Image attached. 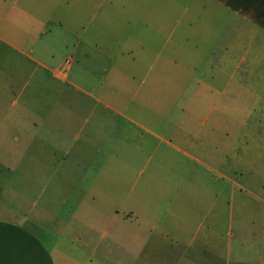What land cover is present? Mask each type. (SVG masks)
Here are the masks:
<instances>
[{
  "label": "rangeland",
  "instance_id": "374dc122",
  "mask_svg": "<svg viewBox=\"0 0 264 264\" xmlns=\"http://www.w3.org/2000/svg\"><path fill=\"white\" fill-rule=\"evenodd\" d=\"M14 1L0 0V215L23 219L54 264H264L259 90L217 82L199 52L151 81Z\"/></svg>",
  "mask_w": 264,
  "mask_h": 264
},
{
  "label": "crops",
  "instance_id": "0c3cea01",
  "mask_svg": "<svg viewBox=\"0 0 264 264\" xmlns=\"http://www.w3.org/2000/svg\"><path fill=\"white\" fill-rule=\"evenodd\" d=\"M125 2L21 0L16 15L28 18L30 14L39 20L57 22L60 29L68 21L69 29L78 35L73 45L75 51L83 46L84 51L102 52L104 58L109 56L107 52H117V61H126L127 66L133 67V73L150 76L151 81L159 79L149 73L152 68L190 65L187 61L191 55L184 60V53L199 52L200 66L216 68L213 74L217 82L245 83L248 98L254 99L260 94L264 99V0H178L176 4L183 3L175 9L174 0H130L133 4L130 13L125 10ZM158 3L166 4L165 10H158ZM189 4L196 6L191 8ZM127 17L132 18V23L126 26ZM6 42L13 46L12 41ZM160 52L163 53L160 55ZM64 62L68 63V59ZM38 65L43 66L41 62ZM57 74L61 75L62 70ZM72 85L81 91L77 85ZM250 111L264 115V110ZM241 113L246 114V111ZM3 114L7 113L0 110V115ZM3 120L4 117H0V147L8 153L11 145L7 142L8 126ZM87 143L90 141L86 139L79 145L68 142L65 152L72 157L81 151L71 148ZM21 160L24 161L23 157ZM3 209L7 211L6 206ZM181 218L188 220V216L181 215ZM52 259L40 237L29 230L23 219L0 215V264H54Z\"/></svg>",
  "mask_w": 264,
  "mask_h": 264
}]
</instances>
